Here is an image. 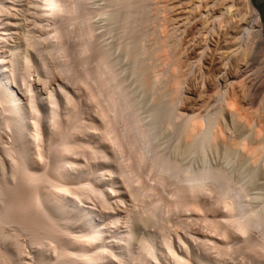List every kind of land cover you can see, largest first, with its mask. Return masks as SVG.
<instances>
[{"label": "bare ground", "instance_id": "1", "mask_svg": "<svg viewBox=\"0 0 264 264\" xmlns=\"http://www.w3.org/2000/svg\"><path fill=\"white\" fill-rule=\"evenodd\" d=\"M35 1L38 4L36 5L40 7V10L37 9L38 11L36 10L35 12H39L41 18V20H38L39 18H37L36 26H42L43 32H40L44 34V37H46L45 40H49V46L46 45L47 49L52 47L51 50L53 55H58L60 61L55 68L66 76L69 73L73 74L74 81L77 83L79 82L81 85L83 84L86 87V97L93 104L91 105L94 106L92 108L95 109H93L94 113H92L91 116L95 115V117H92L94 118V121H92L90 116L91 119L89 120H91L90 124L91 126L93 125V130H91V128L89 131V126H86V121L84 124V118H76V115L80 111L78 108L79 104L77 103V106L75 103L76 101H73L68 95L69 93L66 92L68 91L66 89V85L63 86L59 84L61 88L60 93L63 95L62 104L64 107V115L63 113L60 115L61 112L59 113L60 108L58 109V107H60V102L57 96L54 94V91H52V93H50L51 91H48L47 93H49V95L47 94V96H44L43 101H41L39 96L37 94L35 96V94L32 92L33 90L31 91V89H34L31 88L34 85H30V83L28 87L23 86V84L30 82H25L29 79H27V77L31 75L28 73V70L31 67L37 68L36 65L38 62L36 61L37 64H34L33 60L34 58H37L34 57L35 54L39 57L38 65L42 64L43 66L44 64V75L45 72L47 73L46 75H48L50 72L52 73V71H50L51 69L45 65L46 57L45 55H43L45 58L42 56V48H39L38 46L37 47L39 49L34 48L33 51L36 50V53H34L31 49L33 48V45H31V38H38L34 35V33H38L40 28H37L38 32L34 31V33H32L33 36H31V34L27 35L28 37L31 36V38L27 37V39L25 37L27 39L24 43L26 47L20 52L17 51L14 59H6L0 51V123L2 124L0 126V130L1 128H5L6 130L12 131V133H10L11 136H9L12 138L10 143L9 141L7 142L6 139H4L5 141L1 140L4 142L0 141V151H2V157H4V159H2L0 162L1 264L19 263L17 256L23 252V245L20 243L21 240L19 241V234L22 233V231L31 236L33 244L40 247L39 259L41 264H264V215L261 213V211H259L258 207L254 208L253 206L251 207L249 205L252 203V201L249 204L247 203V191L243 185L237 181L233 182L229 172L225 171L221 167L201 166L202 168L194 169L192 167H186V165L184 166L178 161L171 160L165 156L164 153H162V150L156 146L157 143L154 141L155 135L157 134L156 132L158 130L157 128L160 127L159 125L161 122H167L168 124L172 125L173 122H175V119L178 118H181V133L183 135L185 134L191 139V141L197 139L200 142H204L208 138L217 139L218 137L225 135L227 130L223 125V121V124H220L216 121V115H222L225 111L230 110L232 118H237V116H240L239 112L242 108L237 111L238 107L236 108V105L238 106V104H235V99L230 98L232 97L231 95L229 98H224L222 96L223 99L220 98L222 99V104L219 111H215L216 113L209 115L207 118L206 116H203L205 118L202 117V119L200 117L201 122H199V116L197 115V118L196 114H193L194 116H189L188 114L190 113L187 112L188 114L184 113L186 116H181V111H179L178 113L180 114L176 115L177 110L174 109L176 106L173 107L172 105V107L169 106V109L166 111V113H164V109V112L153 117L151 122H145V117L143 118V116H141L142 114H139L140 111L138 112V108L140 106H136L134 103L135 101L132 98V93L126 89L127 86L124 81H122V76L119 75V68H115L116 63H114V61L116 60H114V57H112V48L109 46L110 41L108 42V39H106L108 38L107 35L104 36L106 32L109 34L110 31H106V28L104 29L106 32L102 30V27L106 26L104 21L108 22L110 18L112 19V17H116L118 19L113 18L112 21L110 20V22H113L114 20L115 23V20H120L121 25L119 28H121L123 36H126L127 38L124 51L133 60L132 62L135 63V67L137 68L136 71L138 72L139 79H141L140 81L148 87L155 86V81L159 77L156 80L155 77L153 78L152 75H155V73H150V68L154 66L151 64L152 66L150 67V64H148L147 61L152 58L154 59L155 57H158L159 61V57L161 56L160 53L165 46H159L161 43H159V37H157L158 34H155L159 31V29L156 31L157 29L152 27L154 23L157 24L156 20L158 19L156 17L158 16L159 18L158 12V15L155 14L157 16H154L152 15L153 13L151 14L152 10L149 9L151 8L149 7V2L152 0H102L105 2V4L103 6L101 4L103 2L100 1L99 7L102 8L98 7L99 9H97L95 6L94 7L96 9L91 8L93 5L89 7L91 3L90 0H74L71 3H69L70 0H32V4ZM61 2L65 4L59 5ZM98 2L99 1H96L94 3L92 1V4L94 3V5H97ZM223 3V7L220 9L218 8L219 10L213 8L209 9L210 5H208V2L205 4L203 3L202 12L200 10L198 14V16H200L198 22H200L202 19L200 23H202L201 25L203 26L204 22L206 23L209 21L211 26L209 27V30L206 27L207 29L205 30H208V32L205 31L207 32L204 34L205 37L209 36V34L213 36L221 27V25L223 26V19L221 20V18H223L222 15L224 12L227 13L225 14L227 17L229 15L230 21L235 19L239 23H242L244 19H250H246L247 14L242 13L243 9L241 8V10L239 8L241 5L247 9L251 16L253 15V20L250 21H253V23H261V14L258 8L253 4L252 0H240L238 3L237 0H226V2L224 4ZM33 6H35V4ZM2 7L0 5V13L3 11ZM110 7L114 8L117 12L115 13ZM164 7H166V5ZM197 7L198 5L196 8ZM109 8L113 10V14L110 13L111 10H108ZM158 8L161 9L159 6L155 8V10L158 11ZM6 9L8 8H5L4 6V10ZM166 10L168 9H165V11ZM37 13L35 14L38 16L39 14ZM111 14L113 15L112 17ZM114 14L118 15V17L114 16ZM167 15L165 17H167ZM100 16L105 18L102 20ZM174 16L169 17L172 19ZM180 16L181 13L179 14V17ZM181 17H183V15ZM66 18L68 19L67 22L72 23L75 21L74 24L77 23L75 27H79L78 32H73L74 26L69 29L70 24H66ZM98 18H101V22L103 21L104 25H102V27L101 22H98ZM94 19L97 21H93ZM194 19H192L193 21L190 22H195L196 20L194 21ZM175 20L177 21V19ZM38 21L40 25H38ZM164 21L162 20L161 25H163ZM230 21H228V24H231ZM64 22L68 27L67 29L71 30L70 32H72L71 34L69 32H65L67 33L66 35L70 34V36L73 37V34L76 36L78 33L77 35L80 39L76 36L78 39L77 43L81 44L79 41H82L80 48L78 44V47H75L79 48V50L76 49V51H78L75 52L78 53V56L82 62V69L80 70V73L78 72V69L71 66L74 64L69 65L70 62L69 64L67 63L72 57L70 56L71 53H68L69 49L67 47L69 44L66 45V41H69V39L72 38L67 36L69 39L66 40L67 37H65L66 35L62 29L64 27ZM169 22L171 21L169 20ZM183 22H186V18L185 21H182V23ZM180 23L177 26H179ZM232 23L235 24L234 21ZM244 23L246 24V22ZM168 24H166L167 28L164 29L166 31L165 35H168V37L165 35L163 36L167 37V40L169 41L172 39V35H176V31H174L173 34L171 31L178 27L175 24L176 28H174L173 25L174 29L172 28V30L170 28L172 25H170L168 28ZM195 24H193L192 27L197 29V27L194 26ZM107 25H109V23ZM199 25L197 26L199 27ZM238 25L239 27L243 26V24H241L242 26H240V24ZM115 26H117V24ZM157 26L159 25L157 24ZM183 26L186 25L183 23ZM75 27L74 31L77 30ZM152 28L154 29L153 31H156L154 32V36L158 38L157 41L159 44H157V47L155 46L156 43H154L153 39L156 37L153 36V39L149 40H153L152 42L155 45H150H154V48L152 47V50H147L149 49L146 48L148 46L144 47L145 44L141 45V43H145L144 40H147L150 34H152ZM243 28L244 27H242V29ZM100 29L103 33L99 31ZM167 29H171V31L168 30V34H166ZM185 29L187 28L185 27ZM169 32L172 35L169 34ZM195 32L197 33L198 31L196 30ZM45 34L48 35L45 36ZM220 34L218 35L220 36ZM188 35H190V32L187 33V36ZM39 36L40 38L38 39H41V41L38 39L37 41L42 42L44 37L42 36L43 38H41V34ZM169 36L170 39H168ZM187 36L185 38H187ZM191 36L192 35L188 37L190 38ZM202 37L204 38V36ZM238 37L237 42L239 41ZM215 38L217 37L215 36ZM217 39L219 40V38ZM176 40L174 39L173 42ZM190 40L188 44L191 43ZM194 40H192V42ZM148 41L146 43H148ZM121 42L123 41L121 40ZM164 42L165 43L163 44H165V48H167V46L170 45L167 44L170 42ZM173 42H171L172 45H174ZM185 42L186 40L184 43ZM237 42L235 41L233 45L229 47L230 49L228 48L231 50V54L234 53L233 50H235V48L240 47H237ZM188 44L186 43V45ZM178 45L180 44H177V46ZM218 45L221 46L222 44ZM177 46L173 47L175 48ZM45 48L43 50H45ZM53 48L55 50H53ZM191 48L192 47L190 46L188 49L191 50ZM203 48L205 49V47ZM49 49L47 51L51 53V50ZM15 50L17 49L15 48ZM170 50L171 48H167V52L165 51L167 55H164L163 58L170 54V52H168ZM174 51L177 50L175 49ZM181 51L176 54V57H178ZM204 51L205 50H203V52ZM194 52H192L193 55H195ZM235 52L239 53V51ZM196 53L198 54L200 52ZM144 54H147L148 58L150 57L149 59L146 58V61H144L145 59L142 57L141 59L143 60L140 59V56H145ZM224 54L226 55L225 52L223 53V56ZM203 55L200 56L203 57ZM200 56H198V59H201ZM170 57H168V60H170ZM178 59L180 58L178 57ZM178 59H176V62ZM165 60H162L163 63ZM151 62L153 63V60ZM172 62L174 61L172 60ZM181 62L182 61H180L178 65L181 64ZM137 63L139 66H137ZM42 66L40 67L42 68ZM174 70L176 71L177 69ZM163 71L164 70L162 69V74H164ZM41 73L42 72H40V74ZM174 75L170 76L174 77L173 79L171 78L173 80L172 83L174 86H172L171 83V87L169 88V90L173 89L170 90V92H172L170 95L173 102L181 98L179 93L182 91L181 88H183V85H181V83H183L182 80L180 81V79H178V75H176L178 78H175ZM46 77L47 76H45V78ZM182 78H184V76ZM65 86L66 88H64ZM22 88L26 89V91ZM159 89L160 88H158V90ZM30 91L33 94H26V92L30 93ZM172 95L176 96V100H174ZM166 96L167 95H165V97ZM233 96H235V94H233ZM175 104L176 102H174L173 105ZM175 111L176 113H174ZM44 115L46 116L45 119ZM243 115H245V113ZM245 116L246 118L248 117V115ZM70 123L73 124L71 125ZM258 127L256 128L255 132L256 137L250 138L249 136H246L245 133V136H237L235 138L237 142L235 140V143L239 149L244 152V154L249 155V158L251 156L255 163L261 162V164L264 165V138L260 136L264 130L262 127ZM227 132L229 133V131ZM40 140H42V142H39ZM44 141L47 142V148L45 150L43 149L44 151H42V146H40L42 144L39 143H43ZM39 147L41 149H39ZM52 152H55L56 156L58 157L57 163L55 162V165L52 164L51 161ZM78 157L80 159H78ZM115 175L116 177H114ZM91 176L93 177L91 178ZM149 177L152 182H149ZM201 195H205L207 198L212 196V200L210 197V200L206 197L204 199L207 200H204V196L201 197L203 199L202 200L200 199ZM93 196L95 197V204L93 203L92 205L89 202L87 203L86 199L88 200L90 198L89 201H92ZM248 197L250 200L249 193ZM113 198L118 201H122L124 198H129L130 201L132 199L135 201V203L137 200L143 201V198H145V202L142 206L141 204H137L135 206L137 207L140 205L142 207H138L140 209L139 211H135V209L138 210L137 208L132 209L134 207V203H132V208H130L131 210L127 212L126 217H128L129 225L132 227V230L135 226H139L140 223H149L147 225L154 223L152 227H154V229L156 228L157 231H155L157 234H151L150 232V234L144 235L139 240V242L136 240V243L132 241L131 234H126L124 236L121 234L122 237L119 235V241H110L111 237H109V240L106 233L107 230L108 233H111L113 230L111 231L110 228H108L109 225L106 227V222L109 220L110 223H107L118 226L117 223H120L119 219L121 217L117 216L116 213L111 212L114 209L110 206L112 208L111 210L109 205L112 204L111 200ZM96 200H98V202ZM218 209L219 211L217 212ZM176 210L185 214H182L185 217L183 216L181 219H188L189 217L190 219L194 217L196 220L198 218L201 219L203 221L202 224H206L208 226L204 227L206 229H210V234L216 235L220 239L215 240L213 236V239H210V234L207 233L208 238L206 239L215 241H210L211 249L210 244L207 245L206 243L207 247L203 246L206 253L193 252L191 254L192 256L190 255L189 257L185 255L186 253L189 255L188 250V252H184L185 254L183 253L184 256H182L181 252H183L185 249L183 246L182 248L184 249L182 251H177V253H180V257L176 256V248L178 249L179 246L176 245V248L174 249L171 238L168 235L169 228L166 227L168 226V222L171 219L167 214H170L172 211ZM188 212L194 214L195 216L192 217L193 215L190 214L191 216L188 217ZM173 213L179 214L175 212ZM165 215H167L166 217L169 218V221L165 217L168 222H166L167 225L164 226V224H161V222L165 220ZM181 219L178 220L180 221ZM178 220V224L176 225L180 230L179 226L183 224L185 225L186 221L182 220L181 224V222H178ZM12 224H14L16 230H14L15 232H8V229L6 230L5 228H7L6 226H11ZM158 224L159 226L157 227ZM173 226H175V224L171 227ZM106 228L108 229L106 230ZM171 232L172 231L170 230L171 235L175 233L174 231L173 233ZM176 233L178 234V232ZM254 234H256V236H254ZM206 236L207 235H205V237ZM233 237H236V240ZM231 239H234L236 243L238 242V239V244L234 245L235 242L233 240L231 242ZM173 240L175 241V239ZM181 240L184 239L182 238ZM175 242L173 243L176 244ZM229 242H231V244H228ZM1 243H8L7 245H10L11 249L1 245ZM133 244H136L137 248ZM232 244L235 247L232 246ZM230 245L231 248L234 247L236 251H242L243 253L245 252V254L241 252L242 255H240V258L244 255L246 256L249 253L247 255L248 257L244 256L245 258L243 257V259L240 260L241 262H239L237 258L236 260L239 263H235L234 258L233 260L228 258V255L236 253L235 250H232L233 252L231 251L232 253H230ZM208 248L210 250L214 249L215 251L213 252L215 253L211 252L212 255L209 254L208 251L210 250ZM191 252L192 249L190 248V253Z\"/></svg>", "mask_w": 264, "mask_h": 264}, {"label": "rangeland", "instance_id": "2", "mask_svg": "<svg viewBox=\"0 0 264 264\" xmlns=\"http://www.w3.org/2000/svg\"><path fill=\"white\" fill-rule=\"evenodd\" d=\"M31 1L32 0H0V5H1V7L3 6L2 7L3 13L2 12L0 13V32H1L0 51H1V54L6 59H14L17 51L20 52L21 50H24L26 47V45L24 44L25 41L29 37L31 38V36H33L32 33H34V31L38 32V29L40 28L39 32L40 31L43 32L42 26H39V27L36 26L37 18H39L38 20H41V18H40V13L39 12L37 13L35 11L37 9L40 10V7L37 6L38 4L36 1H35L36 3L34 2L33 4ZM72 1H74V0H70L69 3H71ZM92 1L94 3L96 1H99V2L97 3V5L96 4L94 5V3L92 4ZM96 1L90 0L91 3L89 5V7L93 5L91 7L93 9L95 7L97 9L102 8V7H99V5H100L99 3H100V1L101 2H103V1L102 0H96ZM238 1L240 2V0H237V3H238ZM206 2H208V5H210L209 9L213 8V9L219 10L220 8L223 7L222 3L223 2L225 3L226 0H152L151 2H149L150 3L149 7H151L149 9L152 10L151 14L153 13L152 15L157 16L158 15L157 12L159 13V18H158V16L156 17L158 19L156 21H157V24L159 26H157V24L154 23L152 27L157 29L156 31H158V29H159V31H158L159 33L157 32L155 34L156 35L158 34L157 37H159V43H161V44L158 43V41H157L158 38L156 36H154L155 35L154 32H156V31H153L154 29L152 28V30H151L152 34H150L151 37L149 36V38H147V40H144L145 43H141V45L145 44L144 47L148 46L146 48H149L147 50H150V49L152 50V47L154 48V45H155L154 43H156V45H155L156 47L158 46L157 44H159L160 47L163 45L166 47V45L163 44V43H165L164 41L170 42L167 45H169V44L172 45L171 42H173L174 39L178 40V42H177V40L175 42H173L174 45L167 46V48L168 49L171 48V50L168 51V52H170V54L168 53L169 55L165 56L166 60H165V58H163L164 55H167L166 54L167 48H165L164 46H163L164 48L162 50L163 53L162 52H161L162 54L160 53L162 58L160 56L159 61H158V57H155L154 59L153 58L149 59L150 57L148 58L147 54L146 55L144 54L145 56H140V59H141V57L143 59H145L144 61H146V58L149 59V60L147 59L149 61V62L147 61V63L150 64V67L152 66L151 64H153L154 67L150 68V70H151L150 73H152V72L155 73V75L153 73H152L153 75L151 74L153 76V78L155 77V80H156L159 77L155 81V84H154L155 86H153V87H148L140 81L141 79H139L138 72L136 71L137 68L135 67V63L132 62L133 60L124 51L125 46H126L125 43H127L126 42L127 38H126V36L125 37L123 36L122 30H121V28H119L121 25L120 20H115L116 21L115 23H114V20H113V22H110V20L112 21V19L114 18V17H112L113 16L112 14L114 12L116 13L117 11L112 7H110V8H112L114 10V12L110 8L108 9V10H111L110 13H112V12L113 13L111 14L112 19L110 18V20L108 22L104 21L106 23V26L102 27V25H104V24H103V21L101 22V18L103 20L105 17L100 16L101 18L100 19L98 18L99 19L98 22L99 21L101 22V27H102L103 31H105V30L108 32L110 31L109 34L105 31L107 34L105 33L104 36L107 35L108 38H106V39H108V42L110 41L109 46H110V48H112V51H111L112 55H113L112 57H114V60H116V61H114V63H116L115 68H117V69L119 68L118 69V70H120L119 75L122 76V79H123L122 81H124V83L127 86L126 89L132 93V98L134 99V101H135L134 103L136 104V106L137 107L140 106L138 108V112L140 111L139 114L140 115L142 114L141 116H143V118L145 117V122H151V120H153L152 118L157 116L158 114L159 115L162 114V112H164V109H165L164 113H166V111L169 109V106L170 107H172V106L177 107V108L176 107L174 108L175 110H177V113H176V111L174 112V113H176V115L181 113L182 114L181 116H183L184 113H187V112L190 113V114L187 113L189 116H194L196 114V117H197V115L199 116V119H198L199 122H201L200 117H201V119L203 116H206V118H207L209 115H212V114L219 111L221 104H222V99H223L222 96L224 98L225 97L229 98L231 95L232 97H230V98L235 99L234 100L235 104H238V106L236 105V108L238 107L237 111H239V109L242 108V109H240L241 111L239 112L240 116H237V118L235 117L236 120H235V118H232V116L230 114V110L225 111L222 115L218 114V115H216L217 117H215L216 121L219 122L220 124H223V122H224L223 125H224L225 129L227 131H229V133L226 131V134L223 135L222 137L221 136L218 137L219 139L218 138L217 139L216 138L215 139L214 138H208L209 140L206 139L204 142L203 141L200 142L197 139L194 141H191L190 138H188L185 134L183 135L181 133V130H180L181 118H178V119H175V122H173L172 125L168 124L167 122H163V123L161 122V124L159 125L160 127L157 128L159 130V132L157 130V132H156L157 134L155 135L154 141H156L155 143L158 144V145L156 144V146H158L162 150V153H164L165 156H167L171 160L178 161L179 163H181L184 166L186 165V167H192L194 169H198V168H202V167H221L225 171L229 172L230 176L233 179V182L237 181V182L241 183L243 185V187L246 189L247 198H248V199L246 198V200H248L247 203L249 204L252 201V203L249 205L251 207L253 206L254 208L258 207L259 211H261V213L264 215V167H263L264 165L261 164V162L260 163L256 162L259 165L256 164L254 159L251 158V156L249 158L248 157L249 155L244 154V152L242 150H240L239 147L237 146V144L235 143V140H236L235 138L237 136H245V133H246V136H249L250 138L256 137L255 132H256V128L258 126H259L258 128L262 127V129L264 130V15L260 11L255 0H252L253 4L258 8V10L261 14V23H253V21H250V20H253V17H252L253 15L251 16V14L247 11V9L241 5L242 7L240 6L239 8L243 9V10L241 9L242 13L247 14L246 19H248V18H250V19H248V20L244 19V21L242 23H239L237 20L233 19V21L235 23V24H233L232 23L233 21H230V19H229V15L227 17V15H225L227 13L224 12V14L222 15L223 18H221V20L223 19V21H222L223 26L221 25L220 28L217 26L219 29L213 35L214 37L209 34V36H206L207 37L206 38L204 34L207 33L209 30V27H211L210 22L209 21H207L208 23L204 22L203 26L201 25L202 23H200L202 21V19L200 20V22H198L199 17H200V16H198V14H199L200 10L202 12V7H203L202 5H203V3L205 4ZM157 3H158V5H157ZM34 4H35V6H33ZM63 4H65V3H63V2L59 3V5H63ZM101 4L104 6L105 2H103ZM165 5H166V7H164ZM197 5H198V7L196 8ZM4 6H5V8H8V9H6L7 11L4 10ZM159 6L161 9L158 8L157 9L158 11H156L155 8H157ZM35 7H37V8H35ZM32 8H34V9H32ZM164 8L168 9V10H166L167 12L165 11ZM197 9H198V11H197ZM162 10L166 13H164ZM193 10L196 13L198 12L197 15ZM176 11H178V12H176ZM34 12L39 14L38 15L39 17ZM162 12H163V14H162ZM180 13H181V16L183 15V17H181V16L179 17ZM155 14H157V15H155ZM165 14L166 15L168 14L167 17H165L166 16ZM172 14H174L177 18ZM184 14H186V15H184ZM188 14L190 17L188 16ZM193 15H194V17H193ZM114 16L118 17V15H116V14H114ZM169 16H174V17H172V19H171V17H169ZM196 16H197V18H196ZM178 17H179V20H178ZM185 18H186L187 24H189V25H187L186 22H183L184 25H186V26H183L182 21L183 20L185 21ZM187 18H188V20H187ZM72 19H70V20L73 21L74 19L73 20ZM114 19H118V18L115 17ZM119 19H120V17H119ZM159 19H161V20H159ZM175 19H177V21ZM192 19H194V21L195 20L196 21L191 23L193 21ZM227 19H228V21L231 22V24H228L229 22L227 21ZM65 20H66L65 22L67 25L70 24L69 29L72 28L73 26L75 27L77 24V23L74 24L75 21H73L72 23L67 22L68 21L67 18ZM162 20L163 21L165 20L163 25H161ZM169 20L171 22H169ZM93 21L96 22L97 20L94 19ZM167 21L169 22V24ZM225 21H226V23H225ZM65 22L63 25L67 31L65 30L64 27L62 29L64 30V33L69 32L71 34L72 33V32H70L71 30L67 29L68 27H67V25H65ZM244 22H246V24ZM108 23H109V25H107ZM179 23H180V25L177 26ZM71 24H72V26H71ZM116 24L118 27L115 26ZM155 24H156V27H155ZM166 24H168V28L170 25H172V26H170L171 29L173 28V25H174V28H176L175 24L178 27L176 29L173 28L174 29V30L172 29L173 31H171V29H167L166 34H168V30H170L172 32V34L174 33V31H176L175 32L176 35H172L169 32V34H171L173 37L175 36L174 39L171 36L172 39L169 41L167 40L168 35H165L166 31L164 30L165 28H167ZM193 24H195L194 26L197 27V29L192 27ZM238 24H240V26H242L241 24H243L242 27H244V28L242 29V27H239ZM38 25H40L39 21H38ZM110 25H112V26H110ZM197 25H199V27ZM237 25H238L239 29H238ZM107 26L110 27V30H109V27H107ZM74 27H73V32H78L79 27L78 28L75 27V28H77V30L75 29L76 31H74ZM185 27L187 29L188 28L189 29L187 30V29H185ZM206 27L208 28V30H205V29H207ZM235 27H236V29H235ZM107 28H108V30H107ZM177 30H178V32H177ZM190 30L192 31V33ZM196 30L198 31L197 33L195 32ZM201 30H203V31H201ZM99 31H101V29ZM205 31H207V32H205ZM41 32H40L41 38H43L44 34ZM163 32H164V34H163ZM189 32H190V35H192L190 38L188 37L190 35L187 36V33H189ZM220 32H221V34H220ZM38 33H34V35L36 37L40 38V36H39L40 34L38 35ZM116 33H118V34H116ZM29 34H31V36L28 37L27 35H29ZM66 34L67 33H65V35ZM70 34L66 35L65 37H67V36L69 37ZM77 34H76V36L78 37ZM196 34H198V35H196ZM218 34H220V36ZM47 35L45 34V36H47ZM159 35H161V36H159ZM163 35H165L167 37H164ZM76 36L73 34V37H71V36L69 37L72 39H69L68 37L66 38V40L69 39V41L68 40L66 41V45L69 44V46L67 47L69 49L68 53L69 54L73 53L72 55L70 54V56L72 58L67 63L69 64V62H70L69 65L74 64L71 66L78 69V72L80 73V70L82 69V66H81L82 62H81L80 57L78 56V53H76V52L79 50L80 45H82V41H79V42H81V44L80 43L78 44L77 43L78 39ZM153 36L156 37L155 38L156 40L152 38ZM186 36H187V38H185ZM198 36H199V38H198ZM202 36H204V38ZM215 36L217 38H219V40L217 38H215ZM236 36L237 37L239 36L238 42H237ZM25 37L26 38L28 37V38L26 39ZM162 37H164V38H162ZM192 37H193V39H192ZM210 37H212V38H210ZM220 37H222V38H220ZM240 37H241V39H240ZM38 38H35V39L31 38L32 39L31 45H33V48H31V49L33 51L34 48L35 49L36 48L37 49L42 48L41 49V52L43 51L42 56L45 55V57L47 59V60L45 59V65H47V67L51 69L50 71H52V73L50 72L51 74L49 73L48 75H46L47 73L45 72V75H44V72H43L44 71L43 70L44 64H43V66H42V64L38 65L39 64V59H38L39 57L36 56V54H35L34 57H37V58L33 57L34 59L33 58L32 59L34 60V64L36 63V61L38 62V64L36 63L37 68L31 67L28 70L29 71L28 73H30L31 75L30 76L28 75L29 77H27V79L28 78L29 79L25 82H28V81H30V82L25 83L26 85L23 84V86L28 87V85L30 83H31L30 85H34L32 87L31 86H29V87L34 88L35 90L31 89V88H29V89H31V91L33 90L32 92L35 94V96L37 94L39 96V98L41 99V101H43L44 96H47V94L49 95V93H47L48 91H51L50 93H52V91H54L55 93L54 92L53 93L57 96V98L59 99V102H60V105H59L60 107H58V109L60 108L59 113L61 112L60 115H62V113L64 115V107L62 104L63 95L60 93L61 92L60 85H63V86L66 85L67 88H66V86L64 88H66L68 91H66V90L65 91L69 93L68 95L72 98L73 101H76L75 103L77 106L79 104L78 108L80 111L76 115V118H78V117L79 118L82 117V119L84 118L83 119L84 124L86 121L87 122L86 126L87 127L89 126L88 128L90 131V129L93 127V125L91 126L90 121L91 120L94 121L93 120L94 118H92V117L93 116L95 117V115H93V116H91V115H92V113H94L95 109L92 108V107H94V106H91L93 104L86 97L87 96L86 87L83 84L81 85L79 82L77 83L76 81H74L73 74L69 73L66 76L63 73H60L59 70L55 68L56 65L60 62L58 55H55V54L53 55V52L51 50L52 47H50V49L48 48L49 50H51L50 51L51 53H49L47 51L48 49H47L46 45L49 44L48 43L49 40L48 39L45 40L46 37H44L42 39V42H38L37 41ZM149 39L150 40L153 39L154 43L152 42L153 40L150 41ZM168 39H170V36ZM38 40L41 41V39H38ZM43 40H44V42H43ZM121 40L123 42H121ZM185 40H186V42L184 43ZM189 40L191 41L190 44H188ZM192 40H194L196 42L193 41L194 42L193 43ZM74 41H76V42H74ZM147 41H148V43H146ZM198 41H199V43H198ZM235 41L237 42V47H239V46L240 47L235 48V50H233L234 53L231 54V50H229L230 49L229 47L232 46ZM239 42H240V44H239ZM175 43H176V45H175ZM183 43H184V45H183ZM186 43L188 45H186ZM195 43H196V45H195ZM216 43H217V47H216ZM77 44L79 45V48H75L77 46ZM150 44H154V45L151 46ZM177 44H180V45L177 46ZM191 44H193V45H191ZM218 44H222V45L220 46ZM181 45H183L184 47ZM189 45L193 49L192 48H191V50L188 49L190 47ZM136 46H137V44H136ZM149 46H151V47H149ZM173 46H177L178 48L177 47L174 48ZM198 46H200V47H198ZM218 46H219V49H218ZM138 47H139V45H138ZM203 47H205V49ZM15 48L17 50H15ZM44 48H45V50H43ZM180 48H182V49H180ZM76 49H78V50L76 51ZM175 49L177 51H174ZM224 49H226V50H224ZM53 50H55V49L53 48ZM203 50H205L204 51L205 53L203 52ZM35 51H33V52L36 53ZM180 51H181V53L179 55L182 58L178 55V57L180 58V59H178V57H176V54ZM235 51H239V53L235 52ZM172 52H173V54H172ZM192 52H194L195 55L197 54L196 52H200L201 54L198 53L199 55L197 54L195 56V55H193ZM224 52L226 53V55L224 54V56H223ZM228 52H229V54H228ZM203 53H204V55H203ZM213 53H214V55H213ZM75 54H77V55H75ZM171 54H172L173 58H172V56L170 57ZM200 55L201 56L203 55V57H201ZM190 56H192V57H190ZM193 56H195L196 58ZM198 56H200L201 59H198L199 58ZM45 57L43 56V58H45ZM168 57H170V60H168L169 59ZM174 57H175V59H174ZM215 58H216V60H215ZM143 59H141V60H143ZM176 59H178L177 62H176ZM217 59L219 60V62ZM152 60H153V63L151 62ZM162 60H165L164 63ZM172 60L174 62H172ZM8 61H11V60H8ZM180 61H182V62H181V64L178 65V63H180ZM160 63H161V65H160ZM139 64H140V62H139ZM139 64L137 66H139ZM40 66H42V68ZM177 66H179L180 68ZM155 67H157V68H155ZM175 67H177V68H175ZM216 67H217V69H216ZM39 68H41V69H39ZM162 69L164 70L163 73L165 75L162 74ZM166 69H167V72H166ZM174 69H177V70L175 71ZM158 70H159V73H158ZM40 72H42V73L40 74ZM76 72H77V70H76ZM43 75H44V77H43ZM69 75L72 77H70ZM166 75H167V77H166ZM173 75L175 76V78H178V76H179L178 79H180V81L182 80V82H183V83H181V85H183L182 86L183 88H181V85H180V88L182 90L181 92L183 94L181 92H180L181 94L179 93V96L181 95L180 96L181 98H179V100H177V101H174V102H176L175 105H173L174 102L172 101V97L170 95V94H172V92H170V90H173V89L169 90V88L171 87L170 85L173 81L172 79L174 78V77H170V76H173ZM176 75H178V76H176ZM45 76H47V77L45 78ZM181 76L182 77L184 76V78H182ZM68 77H70V78H68ZM160 78H162V79H160ZM166 83H168V84H166ZM165 85H166V88H165ZM172 86H174L173 83H172ZM26 87H24V88H26ZM24 88H22V89L26 91V89H24ZM150 88H152V89H150ZM153 88H155V89H153ZM158 88H160V89L158 90ZM31 91H30V93L26 92V94H31L32 93ZM160 91H161V93H160ZM162 91H163V93H162ZM168 92H170V93H168ZM233 94H235V96H233ZM165 95H167V96L165 97ZM173 97H174V100H176L175 99L176 96H173ZM220 98H222V99H220ZM169 99H170V101H169ZM239 104H241V105H239ZM179 111H181V112L178 113ZM43 112H44V110H43ZM243 112L245 113V115H248L247 118L245 115H243L244 114ZM90 116L92 119L90 118ZM178 116H180V115H178ZM184 116H186V115H184ZM45 117L46 116L44 115V119H45ZM203 118H205V117H203ZM89 119H91V120H89ZM91 123H93V122H91ZM70 124L72 125L73 123H70ZM162 124H164V125H162ZM1 125L2 124L0 123V126ZM13 128H14V126H13ZM91 130H93V128ZM10 133H12V131L6 130L5 128H1V130H0V134H1L0 136L1 137L0 138H2V139H0V141L6 139V141L7 142L9 141V143H10L12 140V138L9 137V136H11ZM260 136L262 138H264V131H262ZM4 141H1V142H4ZM39 142H42V140H40ZM236 142H237V140H236ZM39 144H42V145H40V146H42V151H44L47 148V142L46 141H44L43 143H39ZM39 149H41V148L39 147ZM54 153L55 152H52V154H51L52 160L51 159L50 160L52 161V164L55 165V162L57 163L58 157L56 156V153L55 154ZM2 159H4V157H2V151H0V162L2 161ZM78 159H80V158L78 157ZM92 177L93 176H91V178ZM114 177H116V175ZM149 182H152L150 177H149ZM151 184H154V183H151ZM248 193L250 196V200L248 197ZM94 196L92 198L93 200L91 199L92 201H89L90 198L88 200L86 199L87 203L89 202L92 205H93V203L95 204L94 200H95L96 196L95 197ZM203 196L201 195L200 199H202L201 197H203V199L205 197L207 198V196H205V195H203ZM209 197L212 200V196H209ZM209 197L207 199L210 200ZM113 199L111 200L112 204L109 205V207L110 206L113 207L114 210L111 211L112 208L110 207L111 210H109V211H111L112 213H116L117 216H119V217L121 216V217L119 219L120 223L119 224L117 223V225L119 227L114 226L112 224H109L110 223L109 220L107 221L109 223L106 222V227H108V225H109L108 228H110L111 231L112 230L114 231V232L112 231L111 233L110 232L108 233V230H107L108 228H106V230H107L106 234L108 235L107 236L108 239L110 240L109 237H111L110 241H119L118 240L119 235L122 237V235L124 236L126 234H131L132 241L134 243H136L137 242L136 240H138V242H139V240L144 235L150 234V232H151V234H154V233L157 234L156 228L154 229V227H152V225L154 224L153 222H152L153 224H151V225H147V224H149L147 222H146L147 224L140 223L139 226H135L134 229L132 230V227H130V225H129L128 217H126L127 212H129L131 210L130 208H132V203H134V205H133L134 207L132 209L137 208L138 210L135 209V211H139L140 210L139 208H142L141 206L145 202V198H143V201L137 200L138 202L136 201V203L132 199L130 201L129 198H128L129 200L124 198L122 201H118L115 198H113ZM207 199H204V200H207ZM96 201L98 202V200H96ZM137 204H141V206L138 205L137 207H135ZM176 211H172V213L167 214L171 218L170 221H169V218L166 217L167 215L164 216V218L166 217L167 220L169 222H172L173 224L169 223L166 220V218H165L166 221L164 220L163 222H161V224H164V226L167 225L166 222H168V226H166V227H168L169 229L171 228L170 229L172 231L171 233H173V231L175 232L171 235L170 230L167 228L168 233H169L168 235L171 238L174 249L176 248V245L179 246V247L177 246L178 249L176 248V253L178 250L182 251L185 248L184 251L181 252V255L184 256V254H185L184 252H188V250H189V255H188V253H186L185 255L190 257V255L193 252L206 253V251H204V247H207V245H209V244H210V249H211V243H210L211 240L206 239V238H208L207 233L210 234V229L205 228L208 226L206 224L205 225L202 224L203 221L199 218H198L199 220L197 219L198 220L197 221L194 217L195 215L191 214L190 212H188L189 214L187 216L189 217V216L193 215L192 217H194V218L191 217L192 219H190V217H189L188 218L189 220L187 218H184L185 220L181 219V218H183V216L185 214L178 212V210H176ZM218 211H219V209L217 210V212ZM173 212L179 213V214H174ZM180 214H181V216H180ZM182 214H184V215H182ZM128 215H129V213H128ZM196 218H197V216H196ZM178 219H181V220L179 221ZM177 220H178V222H181V224H182V220L186 221L185 225L184 224L181 225L183 228L178 225L180 230L178 229V227L176 225V224H178ZM125 221H127V222H125ZM148 222H150V221H148ZM174 224H175V226L171 227ZM110 225H111V227H110ZM128 225H129V227H128ZM158 226H159V224L157 225V227ZM6 227L7 228H5V229L6 230L8 229L7 230L8 232H12V231L15 232L14 230H16V227L14 226V224H12L11 226L10 225L6 226ZM177 230H179V231H177ZM148 231H149V233H148ZM207 231H209V232H207ZM126 232H128V233H126ZM176 232H178V234ZM179 234H181L182 237ZM116 235H118V236H116ZM205 235H207V236L205 237ZM210 235H209V237H211L210 239H213V238L215 240L220 239L216 235H213V234H210ZM172 236H175V237H172ZM212 236H213V238H212ZM254 236H256V234H254ZM203 237H204V242H203ZM182 238L185 241L181 240ZM233 238L235 239L236 237H233ZM173 239H175V241L176 240H178V241L175 242ZM205 239L208 240L209 242L206 241ZM234 239H231V242L233 240L235 242V243L233 242L234 245L238 244L239 240L237 239L238 242L236 243V241H235L236 239L235 240ZM20 240H21L20 243L23 245V247H22L23 252L17 256L18 261H19L18 264H29V263L30 264H41L40 263L41 261L39 259L40 247L32 243L31 236L22 231V233L19 234V241ZM215 240H212V241H215ZM182 241H183V243L186 242L188 244H186V243L183 244ZM173 242H175L176 244H174ZM231 242H229L228 244H231ZM206 243H207V245H206ZM7 244L1 243V245L11 249V246L7 245ZM133 245L137 248L138 243H137V245L136 244H133ZM234 245L232 244V246H234ZM183 246H184V248H182ZM189 247L192 249L191 253H190ZM226 247H227V245H226ZM234 247L231 248V245L229 246V248L231 249V250H229L230 253H232L235 250ZM213 251H215V250L214 249L210 250V251H208V253L212 255L211 252H213ZM235 252L236 253H232V255L229 253L232 257L230 255H228L229 257L228 256L227 257L231 260H233V258H234L235 263H239V262H241L240 260H242L245 255L240 258V255H242L243 252L242 251H236V250H235ZM213 253H215V252H213ZM179 254L180 253H177L176 256L180 257ZM243 254H245V252ZM213 255H216V254H213ZM247 255L245 257H248ZM237 258H238L239 262H237V260H236ZM171 261L174 262L173 260H171ZM0 264H1V259H0Z\"/></svg>", "mask_w": 264, "mask_h": 264}, {"label": "crops", "instance_id": "3", "mask_svg": "<svg viewBox=\"0 0 264 264\" xmlns=\"http://www.w3.org/2000/svg\"><path fill=\"white\" fill-rule=\"evenodd\" d=\"M255 2L264 15V0H255Z\"/></svg>", "mask_w": 264, "mask_h": 264}]
</instances>
